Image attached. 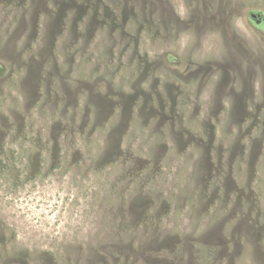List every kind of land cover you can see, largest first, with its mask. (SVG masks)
<instances>
[{
	"label": "rangeland",
	"instance_id": "1",
	"mask_svg": "<svg viewBox=\"0 0 264 264\" xmlns=\"http://www.w3.org/2000/svg\"><path fill=\"white\" fill-rule=\"evenodd\" d=\"M0 264H264V0H0Z\"/></svg>",
	"mask_w": 264,
	"mask_h": 264
},
{
	"label": "trees",
	"instance_id": "2",
	"mask_svg": "<svg viewBox=\"0 0 264 264\" xmlns=\"http://www.w3.org/2000/svg\"><path fill=\"white\" fill-rule=\"evenodd\" d=\"M59 119H61V121L58 124L59 129L62 128L63 129L62 131H66V132L75 130L76 133H78L77 132L76 123H75V120H74L75 119L74 112H72V114H70L69 118H63V119L59 118ZM87 134H89V132H87ZM96 148H97V152L104 153L105 150L108 149V144L107 143H101L100 145H96Z\"/></svg>",
	"mask_w": 264,
	"mask_h": 264
},
{
	"label": "water",
	"instance_id": "3",
	"mask_svg": "<svg viewBox=\"0 0 264 264\" xmlns=\"http://www.w3.org/2000/svg\"><path fill=\"white\" fill-rule=\"evenodd\" d=\"M251 16H253V17L256 18L257 15H256V13L252 12V13H251ZM256 22H258V21H256Z\"/></svg>",
	"mask_w": 264,
	"mask_h": 264
}]
</instances>
